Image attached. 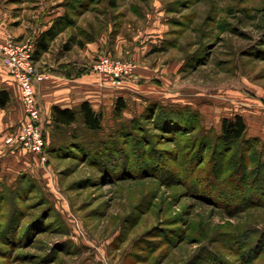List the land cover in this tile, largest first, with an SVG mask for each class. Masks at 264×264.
Returning <instances> with one entry per match:
<instances>
[{"label":"rangeland","instance_id":"374dc122","mask_svg":"<svg viewBox=\"0 0 264 264\" xmlns=\"http://www.w3.org/2000/svg\"><path fill=\"white\" fill-rule=\"evenodd\" d=\"M0 10L24 24L22 36L9 38L35 45L34 24L69 13L71 37L83 47L101 43L89 68L97 73L104 56L132 62L122 84L138 86L125 97L124 120L102 110L104 130L88 135L89 155L61 151L65 132L44 120L42 155L8 146L3 135L0 264H264V192L238 199L235 148L220 167L225 147L196 142L221 134L224 118L242 115L254 129L264 123V0H123L117 9L105 1L0 0ZM149 101L175 105L197 119V130L131 124ZM121 126L132 135L125 142L117 139ZM116 139L123 156L108 162ZM203 186L216 188L211 197Z\"/></svg>","mask_w":264,"mask_h":264},{"label":"trees","instance_id":"16d2710c","mask_svg":"<svg viewBox=\"0 0 264 264\" xmlns=\"http://www.w3.org/2000/svg\"><path fill=\"white\" fill-rule=\"evenodd\" d=\"M101 1H105L111 9H117L123 0H85V4L89 6ZM73 24L74 20L68 13L57 19L51 29L43 32L36 40V50L34 55L35 60H39L42 55L49 50L52 41L57 38V36L64 28L70 27ZM10 101V94L7 91L0 90V109L7 108L10 104ZM128 107L129 106L126 99L120 97L116 101L114 107V118L116 120H124V113L128 109ZM189 116V114L187 115L186 112L178 109L175 105L165 106L160 105L155 101H149L146 104L144 112L138 117V119H132V121L130 122L131 124L135 123V125L140 126V121L142 120L147 122H151L154 120V122L157 123L159 130L168 134L174 133L177 135L184 134L186 133L185 131L189 133L188 130L191 129L197 130V119L193 116ZM191 121H193V123ZM52 124L55 131L60 133H63L64 131L66 134L61 138V140L64 139L62 143L65 144L60 148L61 151L76 149L81 151L83 154L89 155L88 150L92 148L93 144L91 142L89 143L88 140L91 135L93 137H97L103 132L104 114L103 112L96 111L89 102H84L78 108L74 109H62L59 107H55L52 115ZM116 132L117 139H124V142L129 136H132L128 134L129 131L125 126H121L120 129ZM247 134L248 125L245 118L242 115H235L231 118H224L222 120L221 134L215 135L214 137H209L206 134L205 136L201 135L199 138H197L196 142L202 141V138L205 137L203 141H209V143L214 142L215 146L225 147V155L222 158V164L220 165V167L226 164L225 160L228 158L230 153L232 155L235 148V154L233 158H231L233 163H235L234 165L243 170V173L239 174V179L238 176L234 177V180H232L231 182L234 183L236 182L235 180H237V183H235L234 191H237L240 195L238 199L248 201V199L251 198L249 196L252 195L253 197L251 198V200H253V198L258 193H261V191L264 192V189L262 188L261 190V186L259 185V183L264 184V152L262 153L257 149V147L263 143L262 139H260L259 137H249ZM44 137L47 143L45 132ZM117 139L116 141L113 140L114 143H112L111 147L112 152L106 153L105 157H103L108 162L111 159L113 163H115L114 160L119 161V156H123V149H120V147L118 146L119 141H117ZM53 143H55V141ZM92 149L95 150L94 147ZM206 149L207 148H205L204 150ZM220 167L218 173L216 174V177L218 178L222 176V174L220 173ZM251 167L254 168L249 174L253 175L254 178L251 179V182L247 183L246 178L248 170ZM215 189V187H212L211 189V187L209 188L203 186L199 190L206 197H211L214 193L213 190L215 191ZM242 195L243 197L245 196L246 199L243 198Z\"/></svg>","mask_w":264,"mask_h":264},{"label":"crops","instance_id":"0c3cea01","mask_svg":"<svg viewBox=\"0 0 264 264\" xmlns=\"http://www.w3.org/2000/svg\"><path fill=\"white\" fill-rule=\"evenodd\" d=\"M60 17H62V14L58 13L54 17H46V21L40 25L34 24V28L38 27L36 28L37 38L43 32L51 29L56 22V18L59 19ZM19 20H21L19 14L9 15V11L4 13L0 10V44L5 43L12 36L11 33L16 37L24 34V24L20 26L16 24ZM71 36L70 27L64 29L52 41L49 50L37 60L39 66L44 70L48 69L49 73V77L42 83L37 84L36 87L37 99L42 109V120L47 124L52 123L55 107L74 109L84 102H89L98 112H102L106 107L113 108L114 111L116 101L120 97L125 98L130 92L138 90L136 82L128 81L114 86L105 81L101 75L95 73L89 68V59L92 56V51H97L101 43H86L83 47L80 36L77 40ZM0 90L7 91L11 97L8 107L0 109L1 143L5 133H7V136L11 135L12 131L17 133L25 121L21 89L4 66L1 55ZM254 128V126L251 127L250 123L247 135L264 140V123L256 129Z\"/></svg>","mask_w":264,"mask_h":264},{"label":"built area","instance_id":"2783aa9c","mask_svg":"<svg viewBox=\"0 0 264 264\" xmlns=\"http://www.w3.org/2000/svg\"><path fill=\"white\" fill-rule=\"evenodd\" d=\"M36 45L30 41H16L9 38L0 45L3 64L21 89L25 110V121L22 128L6 138L8 146H19L38 155L44 153L46 140L42 110L37 100V84L45 81L48 73L40 72L34 58ZM135 65L129 61L114 59L111 56L100 58L95 66L105 81L118 86L132 77Z\"/></svg>","mask_w":264,"mask_h":264}]
</instances>
